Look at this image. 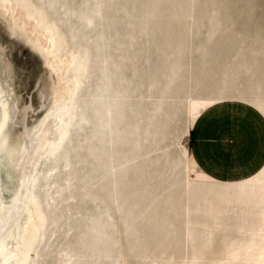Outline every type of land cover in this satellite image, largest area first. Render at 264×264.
I'll list each match as a JSON object with an SVG mask.
<instances>
[{"label":"rangeland","instance_id":"obj_1","mask_svg":"<svg viewBox=\"0 0 264 264\" xmlns=\"http://www.w3.org/2000/svg\"><path fill=\"white\" fill-rule=\"evenodd\" d=\"M29 1L62 34L61 56L89 51L91 75L67 101L74 120L63 145L37 167L46 226L28 263L229 264L240 245L262 239L264 210L236 208L235 179H194L189 169L193 124L213 106L227 103L264 136V0ZM2 15L0 63L20 105H30L25 127L6 135L18 147L54 80ZM95 85L125 92L102 97L111 115L103 106L99 134L86 138L98 126ZM15 169L0 164L4 201ZM123 181L141 193L140 208L124 205Z\"/></svg>","mask_w":264,"mask_h":264},{"label":"bare ground","instance_id":"obj_2","mask_svg":"<svg viewBox=\"0 0 264 264\" xmlns=\"http://www.w3.org/2000/svg\"><path fill=\"white\" fill-rule=\"evenodd\" d=\"M0 14L9 16L10 31L21 35L38 52L42 64L54 80L51 96L45 102V113L32 128H25L19 146L12 147L7 144L8 141L6 143V135L15 125L25 127L30 105H20L0 63V164L6 163L11 169L16 168L17 181L9 200L4 201L0 191V263L32 264L28 263L30 253L36 247L39 236H43L46 226V215L35 192L37 167L42 160L55 155L73 125L74 114L67 101L84 83L81 77L87 74L88 78L91 75V70H88L89 51L84 50L82 56H61L59 49L65 42L62 34L56 26L48 23L44 12L35 8L29 0H0ZM105 77L109 79L108 75ZM168 84L164 86L165 89ZM95 87L90 103L98 126H93L89 134L85 135L86 138H95L99 134L103 106H107L106 110L111 115L108 107L110 100H103L102 97H113L115 93L119 95L125 92L112 89L109 85L105 88L100 85ZM64 159L68 161L67 154ZM189 170L194 179L219 180L204 171L195 160ZM127 186L129 181L124 182L119 192L124 205L140 208L141 193L134 187L126 192ZM229 194L233 195L239 211L246 212L247 206L251 208L255 204L264 210V160L248 176L235 179ZM104 264L116 263L107 261ZM229 264H264V234L262 239H251L240 245L229 255Z\"/></svg>","mask_w":264,"mask_h":264},{"label":"crops","instance_id":"obj_3","mask_svg":"<svg viewBox=\"0 0 264 264\" xmlns=\"http://www.w3.org/2000/svg\"><path fill=\"white\" fill-rule=\"evenodd\" d=\"M232 113L227 103L213 106L195 120L191 132L195 135L191 150L196 163L224 181L248 176L264 160V136L243 127Z\"/></svg>","mask_w":264,"mask_h":264}]
</instances>
